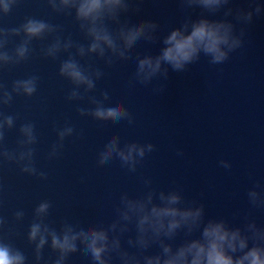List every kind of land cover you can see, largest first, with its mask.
Segmentation results:
<instances>
[{"label": "clouds", "instance_id": "clouds-1", "mask_svg": "<svg viewBox=\"0 0 264 264\" xmlns=\"http://www.w3.org/2000/svg\"><path fill=\"white\" fill-rule=\"evenodd\" d=\"M20 0H0V17L9 15ZM134 0H46L53 12L73 15L79 32L87 40L81 44L60 35L62 28L43 19L26 17L18 27H0V68L15 66L29 59L33 52L34 40L51 42L41 49L44 57L53 60L60 53H68L61 61L59 75L68 80L73 88L67 95L68 101H82L87 98L93 108H78L80 116H90L96 121L118 124L127 120L135 123L133 115L120 101L113 106H105L110 97L107 92L97 99L88 94L94 91L96 81L104 73L91 64L82 65L80 59L95 56L107 66L115 61H127L130 52L140 40L156 43L159 24L150 19H140L132 23L122 19L132 8ZM139 2V0H136ZM232 0H179L182 9H201L198 18L185 16L179 27L173 28L163 37L164 47L158 55L137 53V67L129 84L149 85L154 78L167 79L168 67L183 72L187 66L199 61L201 55L208 57L212 65L226 62L230 54L244 45L246 26L254 16L264 14V5L258 0H249V7H228ZM223 9L222 19H212ZM234 16L241 25L239 32L236 24L228 19ZM13 37L20 42L8 50ZM75 49L73 53L71 50ZM79 57L80 59H77ZM39 77L30 75L12 82L11 90L0 84V106H8L13 95L31 97L37 91ZM164 86L158 85L153 91L160 93ZM81 89L83 91L81 92ZM16 117L0 112V158L20 166L22 173L46 179V173L39 172L34 163L32 147L36 141L34 124L24 123L19 128L20 139L17 148L8 150L4 145L5 132L14 127ZM74 128L65 126L57 131L58 143L52 146L49 159L56 158L63 147L66 137L72 136ZM153 143L126 142L121 146L119 136H113L98 154L97 164L103 166L118 158L129 172H136L146 154L153 152ZM183 155L182 150L177 151ZM219 165L231 168V163L221 159ZM147 190L138 196L123 193L115 208L116 218L106 226L103 223L89 224L86 228L79 223L63 222L57 230L46 222L51 203L41 201L34 209L33 220L29 225L27 241L34 245L35 264L43 259L46 246L56 254L52 264H65L68 257L77 252L90 256L92 264H112L113 254L120 264H264V226H258L255 219H246L241 226H233L223 218L205 219V206L196 200L186 201L182 190L173 188L168 191L151 187L150 178L144 179ZM259 189V190H258ZM253 208L264 209V187L256 182L247 192ZM23 211H16L14 219L21 221ZM7 221L0 217V230ZM134 228L135 235L127 237L128 247L122 238ZM9 235L12 230H8ZM183 233L179 244L175 241ZM199 233V235H195ZM158 247L159 251L149 254V249ZM131 249H134L132 251ZM0 264H27V257L10 240L0 237Z\"/></svg>", "mask_w": 264, "mask_h": 264}]
</instances>
